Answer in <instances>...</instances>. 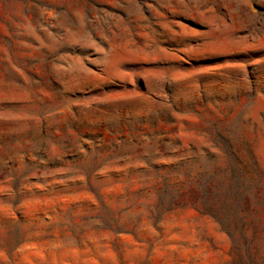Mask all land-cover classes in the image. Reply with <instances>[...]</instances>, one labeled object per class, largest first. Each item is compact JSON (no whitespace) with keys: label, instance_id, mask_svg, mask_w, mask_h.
I'll return each mask as SVG.
<instances>
[{"label":"rangeland","instance_id":"1","mask_svg":"<svg viewBox=\"0 0 264 264\" xmlns=\"http://www.w3.org/2000/svg\"><path fill=\"white\" fill-rule=\"evenodd\" d=\"M249 258L264 0H0V264Z\"/></svg>","mask_w":264,"mask_h":264},{"label":"trees","instance_id":"2","mask_svg":"<svg viewBox=\"0 0 264 264\" xmlns=\"http://www.w3.org/2000/svg\"><path fill=\"white\" fill-rule=\"evenodd\" d=\"M215 189H209V190H205V196L210 197L214 194ZM215 195H219L218 192L215 193ZM207 199V198H206ZM208 201V200H206ZM239 206H241V202L239 201H234L232 203L228 202L227 200H222L220 202V206L215 210V211H211L210 212L216 217L218 218L220 221H222L223 225H224V221L223 219H221V217H219V214L223 211H227L228 213L232 212L234 209H237ZM231 236H233V233L229 232ZM247 264H254L253 260H251L249 258V261Z\"/></svg>","mask_w":264,"mask_h":264}]
</instances>
